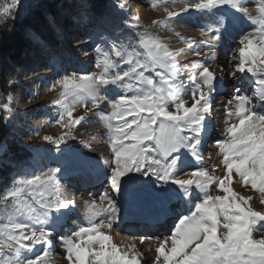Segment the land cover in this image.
Listing matches in <instances>:
<instances>
[{"label":"snow or ice","instance_id":"1","mask_svg":"<svg viewBox=\"0 0 264 264\" xmlns=\"http://www.w3.org/2000/svg\"><path fill=\"white\" fill-rule=\"evenodd\" d=\"M243 2L198 0L183 4L178 10L166 9V20L156 22L175 23L172 18L190 8L238 6L254 28L240 38L222 64L201 62L210 54L203 52L202 47L211 51L218 42L211 26L199 28L200 40L176 33L187 46L179 50H172L159 37L141 31L137 47L131 51L115 40L110 41L107 50L96 45V67L100 71L72 72L49 86L50 91L62 90L63 108L55 123L64 131L58 136H40L39 131L35 135L59 149L67 140L82 137L79 126L89 113L98 110L107 129L105 150L100 154L110 168L108 186L98 195L89 193L88 198L77 200L64 195L59 168L18 180L0 195V204L14 206L7 222L0 223V264H54L55 245L45 225L52 210L69 207L79 208L88 223L61 237L65 264H149L138 251L137 243L122 247L113 242L112 231L120 221L121 211L115 196L121 193L122 178L130 173H140L152 181L153 198L163 194L161 185L168 183L178 186L183 197L192 196L195 189L202 193L194 207L175 220L169 234L158 237L154 248L149 246L153 253L150 264H264V237L253 236L255 229L264 230V211L255 210L250 203L253 197L232 186L235 177L242 189L259 193L264 203V0H253L258 17ZM19 3L20 0L0 2V27L8 29ZM116 3L130 11L126 4ZM82 12L89 20L87 0H82ZM49 23L62 38L56 22L49 18ZM125 24L132 29L142 27L138 21ZM31 39L49 51L37 33L32 32ZM185 52L196 59L181 64L178 57ZM122 65L130 66L122 69ZM243 73L252 77V95L240 86ZM218 79L235 83L223 106L222 138L214 143L219 159L212 161L200 146L205 121L213 114ZM110 83H119L124 89L115 101L100 91L101 86ZM3 84L6 89H13L15 76H5ZM8 99H13L11 91ZM77 106L84 111L74 115ZM0 111L7 113L3 116L5 121L12 115L6 105ZM80 142L90 145L83 138ZM182 150L191 153L199 166L178 174ZM217 169L222 174L217 175ZM129 180L131 194H135V177L129 176ZM125 193L129 194V189ZM137 239L143 245L153 237L140 235ZM37 247L39 251L31 258L24 257L25 252Z\"/></svg>","mask_w":264,"mask_h":264},{"label":"rangeland","instance_id":"2","mask_svg":"<svg viewBox=\"0 0 264 264\" xmlns=\"http://www.w3.org/2000/svg\"><path fill=\"white\" fill-rule=\"evenodd\" d=\"M104 1L87 0L88 20L87 15L82 12V0H20L19 6L15 11V19L11 23L13 25L16 24L18 28L24 30L22 55L16 62L6 61L2 57L0 59V108L6 105L12 112L9 119L5 121L3 116L7 115V113L0 111V132L5 131L4 137L0 139V195L5 194L7 190L11 189L24 176L47 171L49 168L60 169L58 178L65 194L66 174L73 171V164L70 163L73 159L82 167V173L80 174H87V170L84 169L85 164L81 158V154H84L76 151L78 148L77 144H79L78 136L77 138L67 140L57 149L51 143L43 141L40 137L36 136L35 131H39L40 136H58L64 131L55 123L63 108L64 101L60 96L62 90L56 88L50 91L49 86L61 76L72 72L87 73L100 71L96 67L97 54L94 51L96 45L99 44L107 50L110 41L115 40L118 43L124 44L128 51H131L137 47L136 41L138 39V33L143 31L149 35L159 37L161 41L169 45L170 49L179 50L187 46L181 36H178L176 33H180L186 38L191 37L200 40L199 28H208L211 26L213 29L212 34L218 35V42L215 47L221 52L220 55L219 52L217 56L215 55V59L218 60V64H222L226 57L232 53L233 49L237 47L240 38L254 28L253 23L236 5L223 4L211 9L201 10L190 8L180 15L173 17L172 19L175 23L169 22L165 24L156 22L166 20V9L178 10L183 4L195 3L198 0H117L118 3L126 4L130 11L121 9L116 3V0H107L106 5ZM133 3L138 8L136 11L131 12ZM243 6L258 17L256 4L253 3V0H244ZM49 9L56 11L49 18H52L62 30V38L58 36L56 29L49 23L48 17L45 23H36L34 28L25 27V24H22L24 18L34 10H39L38 14L44 15L45 10ZM229 11L239 18L238 22L230 19L228 15ZM125 21L130 23H136L138 21L142 27L140 29L129 28L126 26ZM32 32L37 33L47 43L49 51H46L31 39ZM102 37H107V39H102ZM137 50L140 49L137 48ZM202 51L210 52L209 49L203 47ZM208 56L202 57L201 62ZM178 59L181 64H184L196 58L191 53L185 52ZM129 66L122 65L121 68L124 69ZM9 74H13L16 78V84L13 89H6L3 84L4 77ZM240 75V86L242 90L248 95H252L254 91L251 83L252 77L247 73ZM218 84L219 81H216V88H218ZM9 91L12 92V100L8 99ZM100 91L110 101H115L123 94L124 89L119 83H110L101 86ZM231 92L232 90L217 89V92L213 96V114L205 121L204 128L210 125V129L208 130L206 144L202 152L206 158L210 156L212 161L219 159L214 143L217 139L222 138L224 128L223 106ZM69 102H71V99ZM83 111V108L77 106L74 115L82 114ZM105 111L107 112L108 109L105 108ZM95 114L98 117L100 132L103 133L104 131V136L102 134L101 137L97 136V138L103 143L107 139V129L101 113L98 110H93L88 116ZM29 136L32 137L31 140H29ZM182 152L187 153L186 150H182ZM187 154L193 157L191 153L188 152ZM92 163L96 166V173H100V175L98 174L96 176L97 180L94 186L88 184L86 188H78L75 194L76 199H86L89 193L98 195L108 186V177H105V174L109 173V166L104 163L106 170H103L102 168L104 167H99L96 162ZM220 174H222L221 170L217 169V175ZM129 176L135 177V185L138 184L137 177L139 176L142 179L149 180L148 177L140 173H130L121 180L128 183L124 187V190L132 187ZM166 185L168 193L165 197L170 196L169 194L171 193V206L173 205L171 208L174 212L172 222L169 225L168 232H166V235H168L174 226L175 220L180 215L187 214L185 209L189 212L194 207L195 202L201 198L202 193L198 189H195L192 196L183 197L180 194L178 186L171 183ZM232 186L236 191H245L253 197L250 203L255 210L264 211V203L261 202L259 193L242 189L235 177ZM75 187L73 186L72 188ZM148 194L149 192L145 194L142 205L143 211L152 213L154 211L152 208H159L160 205L169 207L166 206L167 204L164 202V198H159L158 201L155 200L154 203H151ZM115 199H118L117 202L120 201L118 196H115ZM131 199L123 208L118 204L121 209L120 215L124 212L129 215H135L136 199ZM187 206H190V210ZM13 210L14 206L11 203L7 206L0 204V223H6L8 215ZM63 215L66 217V222L57 229V220L63 217ZM51 218L55 219L52 220ZM132 220L135 223L141 224L139 219ZM144 222H146L145 225H149L147 224V220H144ZM87 223L88 221L84 213L79 208L69 207L52 210L45 226L48 232L54 234V238L52 239L55 245L54 256L58 252L59 257L64 260V249L60 246L62 243L61 237L71 235L72 232L78 230V226L86 225ZM117 225L114 226L117 227ZM115 229L112 231V236ZM132 229L139 232V236H152V233L149 231L144 232L145 230L135 228L134 226H132ZM253 236L254 238L264 237V230L259 228L255 229ZM38 251L39 248L37 247L32 252H25L24 257L31 258ZM143 254L145 260H152L153 253L151 251H144ZM56 262L57 260L54 259V263ZM63 264H65V260Z\"/></svg>","mask_w":264,"mask_h":264},{"label":"bare ground","instance_id":"3","mask_svg":"<svg viewBox=\"0 0 264 264\" xmlns=\"http://www.w3.org/2000/svg\"><path fill=\"white\" fill-rule=\"evenodd\" d=\"M137 5H134L133 3V7H132V11L134 12L137 10ZM229 15H234L236 16L234 13H232L231 11L228 12ZM239 21V18L237 17V22ZM219 52L220 55V50L218 48L215 47V49L211 50L209 53L210 55L208 57H206L205 59H203L204 61L206 60L209 64H211L212 66L217 65L218 60H216L215 55L217 56ZM219 81L218 84V88L217 89H224L227 91H231L232 90V85H233V80L231 79H218L217 82ZM235 82V81H234ZM189 90L188 87H186L185 92ZM187 93V92H186ZM187 98V97H186ZM213 106H214V100H213ZM211 122V120H210ZM100 126H99V121H98V117L95 115H89L83 122L82 124L79 126V132L82 134L81 136H78L79 139V144H77L78 148L76 149L77 152H82L84 155L81 154V158L83 160V163L85 164L84 169L87 170V174L85 173L84 175L80 174L82 173V167H80L78 165V163L76 162V160H72L70 163L73 164V171L70 173L66 174V182H65V194L66 196H74L76 198V190L78 188L83 189L86 188L88 184L94 186L96 183V176H98V174L100 175V173H96L97 169L96 166L92 163V162H96L98 164L99 167H104V160H101V151L105 150L104 147V141L103 143L101 141L98 140V137H101L102 134L104 136V131L103 133L100 132L99 130ZM210 129V125L207 126L206 128H204L203 133L201 135V151L204 149V145L206 144V136L208 134V130ZM83 138L85 140H87L90 145H86L80 142V139ZM73 153V152H72ZM75 153V152H74ZM188 153V152H187ZM186 152H182L180 153V163L178 164L177 167V173H184V172H188L194 168H196L199 164L198 162L194 159V157H190L189 154H187ZM71 156L73 157V155L71 154ZM55 158V156H54ZM59 158V157H56ZM62 159V158H59ZM48 164V163H47ZM69 164V163H68ZM103 170H106V168H102ZM102 174H105L104 172H101ZM62 175H64L62 173ZM110 175V171L109 173L105 174V177H108ZM141 176V175H140ZM137 177V181L138 184H136V188L137 191L135 194H131V188L129 187V194L125 193L124 187L127 186V182L125 181H121V193L118 196L119 200L117 202V204L121 205V207L123 208V206L127 205L129 201H131V198H135V203H136V209H135V215H129L127 213H123L120 215V221H122V223H118L114 234H113V242L121 244V246H125L129 243H137V249L140 252H149V246H151L152 248L155 247L156 244V240L157 238H162L164 236H166V232H168V228L169 225L171 224V220L174 216V212L173 209L171 207H173V205L171 206V201H172V197L171 193L169 194L170 196H167V185H161V187L165 190V192L163 194H161L159 197L153 198L150 193L152 191V181L149 180H145ZM102 177V176H100ZM104 177V178H105ZM73 186H76L75 188H72ZM149 196V200H151V203H154L155 200H159V198H164V202H166V206L169 207H164L163 206H159V208L157 207L152 208L154 209V211H152V213L149 212H145L142 210V205L145 199V194L148 193ZM175 199V198H174ZM77 200H81V199H77ZM118 200V199H117ZM148 200V199H146ZM148 200V202H149ZM122 203V204H121ZM154 206V204H153ZM190 210V206H187ZM73 208V207H71ZM63 211V210H62ZM185 212L188 213V210L185 209ZM77 216V215H76ZM53 217V216H52ZM52 220L55 218H51ZM132 219H139L142 223L138 224L135 223ZM144 220H148L149 225H145L146 223H144ZM57 229L60 228L61 225H64V223L66 222V217L65 215H63V217H61L60 219L57 220ZM156 223H159V225H156ZM59 224V225H58ZM72 226V225H71ZM132 226H134L135 228H140L145 230L144 232H151L152 233V237L153 239L151 241H145V243L143 245H140L138 242V237H139V232H137L136 230L132 229ZM79 227V226H78ZM51 229V228H50ZM142 230V231H143ZM132 231V232H130ZM50 233V232H49ZM164 234V235H162ZM151 236V235H149ZM50 238L53 239L54 238V234L50 233ZM59 251V250H58ZM55 253V252H54ZM150 255V254H149ZM60 255H58V252H56L55 256H53V258L55 260H57L56 263L54 264H63L64 260L62 258L59 257ZM145 257V256H144ZM143 257V259H145ZM151 257V255H150ZM149 257V258H150ZM148 260V259H147ZM150 264V260L148 261Z\"/></svg>","mask_w":264,"mask_h":264},{"label":"trees","instance_id":"4","mask_svg":"<svg viewBox=\"0 0 264 264\" xmlns=\"http://www.w3.org/2000/svg\"><path fill=\"white\" fill-rule=\"evenodd\" d=\"M104 2L106 5L108 1L105 0ZM38 12L39 10H34L30 14H28L24 18L22 24H25V27L34 28L36 26V23H45L46 20H48L49 17H52L56 11L50 9L45 10L44 15H40L38 14ZM23 37L24 30L18 28L16 24H9L8 29L0 27V59L2 57L4 60L12 62H16L17 60H19L22 55ZM4 135L5 131L3 130V132H0V139H2Z\"/></svg>","mask_w":264,"mask_h":264}]
</instances>
